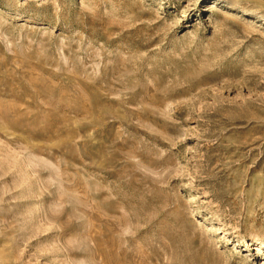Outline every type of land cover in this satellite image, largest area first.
Masks as SVG:
<instances>
[{"label": "rangeland", "instance_id": "obj_1", "mask_svg": "<svg viewBox=\"0 0 264 264\" xmlns=\"http://www.w3.org/2000/svg\"><path fill=\"white\" fill-rule=\"evenodd\" d=\"M0 264H264V0H0Z\"/></svg>", "mask_w": 264, "mask_h": 264}, {"label": "bare ground", "instance_id": "obj_2", "mask_svg": "<svg viewBox=\"0 0 264 264\" xmlns=\"http://www.w3.org/2000/svg\"><path fill=\"white\" fill-rule=\"evenodd\" d=\"M207 229H208L209 231H215V228H212V227H207Z\"/></svg>", "mask_w": 264, "mask_h": 264}]
</instances>
